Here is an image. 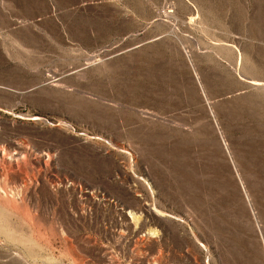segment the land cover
<instances>
[{
    "label": "rangeland",
    "instance_id": "obj_1",
    "mask_svg": "<svg viewBox=\"0 0 264 264\" xmlns=\"http://www.w3.org/2000/svg\"><path fill=\"white\" fill-rule=\"evenodd\" d=\"M0 264H264V0H0Z\"/></svg>",
    "mask_w": 264,
    "mask_h": 264
}]
</instances>
